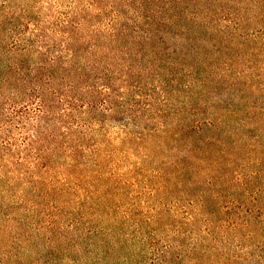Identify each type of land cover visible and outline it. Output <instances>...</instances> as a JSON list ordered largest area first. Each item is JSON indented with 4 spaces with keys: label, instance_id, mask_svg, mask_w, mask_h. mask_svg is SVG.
<instances>
[{
    "label": "trees",
    "instance_id": "16d2710c",
    "mask_svg": "<svg viewBox=\"0 0 264 264\" xmlns=\"http://www.w3.org/2000/svg\"><path fill=\"white\" fill-rule=\"evenodd\" d=\"M73 1L51 56L32 52L30 36L12 33L10 47L0 36V101L23 119L29 150L16 170L0 164L14 201L0 199V264H63L62 249L68 264H224L210 259L212 231L175 211L197 186L201 198L223 187L242 110L258 119L264 106L249 112L246 90L216 96L226 72L213 74L206 53L187 58L213 28L189 0ZM1 15L0 34L11 19ZM179 22L172 41L166 26ZM253 136L264 147V130Z\"/></svg>",
    "mask_w": 264,
    "mask_h": 264
},
{
    "label": "rangeland",
    "instance_id": "374dc122",
    "mask_svg": "<svg viewBox=\"0 0 264 264\" xmlns=\"http://www.w3.org/2000/svg\"><path fill=\"white\" fill-rule=\"evenodd\" d=\"M73 2V0H0V24L3 20L1 14L8 13L11 17L1 29L0 36L4 39V44L11 45L14 37L17 39L20 36L24 38L30 36V40L33 39L32 52L42 50L44 55L50 56L59 52L66 41L61 33H68V12L73 8ZM113 2L103 0L102 4L109 9L117 8ZM188 4H191L189 6L194 10L203 11L197 18L200 23L208 20L213 28L207 39L197 40L198 45L195 47L198 50L194 55L190 52L187 58L208 54L205 62H209L211 58L213 63L211 70L214 69L212 73L226 72L228 77L215 95L224 92L225 95L229 94L239 99L240 90H246L250 93L249 106L246 109L249 112L260 109L264 106V0H195L194 3L189 0L182 6ZM183 26L180 22L177 25L166 26L171 31L167 38L173 41V33L183 31ZM181 37L179 35V38ZM180 41L185 43L184 45H189L193 39L188 40L184 36ZM233 82V86L229 87V83ZM13 105H16L17 109L23 108L22 102H14ZM13 110L10 101L6 99L0 101V164L10 170L20 167L18 163L23 155L29 152L24 143L27 133L23 128V119L16 110L14 112ZM240 116L244 122L246 120L248 122L245 128L236 130L237 134L232 137L240 144L229 146L232 158L235 159L228 176L232 181L228 178L221 179L218 183L223 184V187L211 184V188H208L213 189V192L211 196L205 198L200 197L201 194L198 192L202 193L203 189L197 186L193 198L188 196L189 198L180 201L177 205L179 209L175 212L178 213L180 208L184 209L185 206L197 215L198 231L200 228L212 231L207 240V244L212 246L209 252V255H212L211 260L218 254L226 264H229L230 258L234 255L235 264H264V147L253 143L257 139L253 136L254 133L264 130V115L258 119L255 116L250 120L246 111L242 110ZM14 117L15 120L12 119L9 124L4 123ZM242 139L245 143H241ZM20 184L18 183L22 187ZM2 188L3 186H0V199L4 198L6 203L14 202L11 197L3 196ZM215 191H221L222 194L214 196ZM190 200H193V205L190 204ZM204 202L207 203L206 208ZM174 203L173 201L172 204ZM204 234L207 235V232ZM59 254L58 263L68 264V252L62 249ZM44 258L48 260L49 255L42 256L37 264H46Z\"/></svg>",
    "mask_w": 264,
    "mask_h": 264
}]
</instances>
